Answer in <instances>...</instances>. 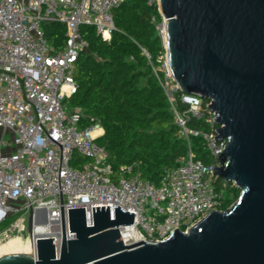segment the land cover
I'll list each match as a JSON object with an SVG mask.
<instances>
[{"label": "built area", "instance_id": "2783aa9c", "mask_svg": "<svg viewBox=\"0 0 264 264\" xmlns=\"http://www.w3.org/2000/svg\"><path fill=\"white\" fill-rule=\"evenodd\" d=\"M123 2L0 0V129L11 134L13 147L7 154L0 151V245L31 233L34 260L39 239H53L58 259L62 232L65 240L75 238L67 209L84 208L85 223L92 225L91 207L108 205L113 219L117 205L134 214L137 233L149 243L175 230L185 233L211 211H223V194L211 174L227 140L214 139L219 126L209 102L181 92L177 97L164 56L153 71L188 150L157 184L141 179L134 165L115 170L96 142L101 125L70 104L77 90L75 62L86 48L80 27H93L108 40L112 11ZM146 3L158 9V0ZM44 21L65 25L61 49L48 44L40 27ZM162 23L156 26L160 36ZM143 54L149 60L148 52ZM191 118L204 120L207 129L190 128ZM190 137L200 138L216 161L194 159Z\"/></svg>", "mask_w": 264, "mask_h": 264}, {"label": "water", "instance_id": "95a60500", "mask_svg": "<svg viewBox=\"0 0 264 264\" xmlns=\"http://www.w3.org/2000/svg\"><path fill=\"white\" fill-rule=\"evenodd\" d=\"M166 67L178 91L207 99L226 139L214 182L240 191L226 210L211 211L185 233L156 243L136 231L133 213L114 205L68 211L74 239L32 235L24 249L0 254V264H264V0H158ZM100 136L97 137V139Z\"/></svg>", "mask_w": 264, "mask_h": 264}, {"label": "trees", "instance_id": "16d2710c", "mask_svg": "<svg viewBox=\"0 0 264 264\" xmlns=\"http://www.w3.org/2000/svg\"><path fill=\"white\" fill-rule=\"evenodd\" d=\"M147 0H124L112 11L114 29L104 40L93 27L81 26L86 48L74 67L76 93L70 100L103 134L96 140L115 170L134 165L143 180L157 184L163 171L187 154L186 140L179 135L174 116L153 69L162 64L164 47L156 26L162 18ZM154 18V21L151 18ZM48 44L59 50L65 42V25L55 21L40 24ZM149 54V60L143 54ZM161 75V73H159ZM180 92L177 93V97ZM203 104L208 103L202 99ZM181 106V103L178 99ZM193 129H207L204 120L190 119ZM194 159L216 161L203 149L200 138L190 137ZM214 182V181H213ZM229 189L221 209L226 210L240 191L232 183L214 182ZM224 185V186H223Z\"/></svg>", "mask_w": 264, "mask_h": 264}, {"label": "bare ground", "instance_id": "6f19581e", "mask_svg": "<svg viewBox=\"0 0 264 264\" xmlns=\"http://www.w3.org/2000/svg\"><path fill=\"white\" fill-rule=\"evenodd\" d=\"M25 239L11 238L0 245V254L24 249Z\"/></svg>", "mask_w": 264, "mask_h": 264}, {"label": "crops", "instance_id": "0c3cea01", "mask_svg": "<svg viewBox=\"0 0 264 264\" xmlns=\"http://www.w3.org/2000/svg\"><path fill=\"white\" fill-rule=\"evenodd\" d=\"M11 139L12 136L9 132L4 133L1 129H0V151L2 153H10L13 149L12 145H11Z\"/></svg>", "mask_w": 264, "mask_h": 264}, {"label": "rangeland", "instance_id": "374dc122", "mask_svg": "<svg viewBox=\"0 0 264 264\" xmlns=\"http://www.w3.org/2000/svg\"><path fill=\"white\" fill-rule=\"evenodd\" d=\"M160 67V66H159ZM159 67H155L154 69L158 70ZM221 183H223L222 180H220ZM221 192L224 196H227L229 194V189L221 188Z\"/></svg>", "mask_w": 264, "mask_h": 264}]
</instances>
